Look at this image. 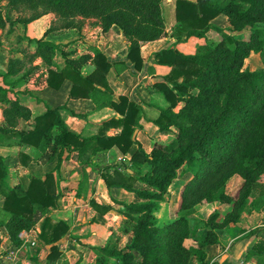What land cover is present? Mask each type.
<instances>
[{"label": "trees", "instance_id": "obj_1", "mask_svg": "<svg viewBox=\"0 0 264 264\" xmlns=\"http://www.w3.org/2000/svg\"><path fill=\"white\" fill-rule=\"evenodd\" d=\"M161 1L38 0L36 4L29 0L27 4L29 9H43V14H57L65 21L63 27L72 26L70 17L77 14L97 18L103 30L116 25L129 42L128 59L136 70H141L140 43L166 34ZM220 14L228 17L234 31L249 28V38L244 41L221 31L219 42L199 45L193 53L181 52L173 46L193 36L204 37L213 27L212 20ZM175 20L170 34L175 43L153 53V61L169 66L170 71L151 85L165 101L153 123L163 134L174 129L171 141L155 142L147 153L132 140L135 127L140 126L142 108L125 96H119L118 101L112 99L106 83L109 62L98 49H94L93 57L82 54L69 58L63 52L64 66L49 69L47 84L57 89L64 79L71 80V97L92 98L98 106L108 104L122 115L105 122L121 126V131L113 136L82 138L67 127L57 109L47 108L34 118L32 129L17 132L20 144L41 151L51 143L54 151L60 148L58 165L64 151L88 148L91 154H97L116 146L126 153L133 143L137 144L129 164L121 161L104 166L100 173L107 188H122L135 196L130 202L114 200L124 218L123 231L132 233V239L125 250L92 247L97 255L94 264H188L192 256L206 264V248L218 243L212 227L227 228L235 224L246 207L247 197L255 192L264 195V184L259 181L260 174L264 173V69H243L244 59L251 51L261 53L264 61V0H176ZM34 42L36 50L31 57H40L47 66L54 64L57 43L42 39ZM88 63L93 68L84 73ZM128 168L134 172H128ZM179 169L184 174H193L180 192L178 210L182 213L171 222L156 225L153 211ZM234 174L243 178L244 191L232 210L221 223H217V211L210 213L203 240L197 247L183 245V239L189 234L185 215L200 203L230 202L223 187ZM5 176L0 155V195L3 197L0 225L5 227L12 249L21 243L19 233L34 227L41 218L39 242H57L68 231V225L47 216L58 198L52 172L31 177L26 189L9 186ZM91 204L100 212L109 209L106 204L95 201ZM260 232L262 237L246 254L248 258L256 257V264H264V228ZM56 250L53 245L49 255Z\"/></svg>", "mask_w": 264, "mask_h": 264}, {"label": "crops", "instance_id": "obj_2", "mask_svg": "<svg viewBox=\"0 0 264 264\" xmlns=\"http://www.w3.org/2000/svg\"><path fill=\"white\" fill-rule=\"evenodd\" d=\"M175 1H161L166 35L140 45L143 58L141 70H136L128 59L129 42L116 25L103 30L97 18H90L86 22L81 20L76 33L77 28L72 27L57 31L52 27L54 14L46 13L29 21L26 26L17 23L10 27L8 19L5 18V10L0 13V155L6 173L5 182L11 187L20 186L26 189L31 177H43L47 172H52L58 198L55 206L49 208L47 216L53 221H65L68 225V231L51 244H42L38 240L42 218L34 227L25 231L34 244L23 243L20 238L21 243L14 249H21L33 263L93 264V251L87 245H105L108 243L107 239L113 237L112 232H118L123 227L124 218L114 200L129 202L135 199L132 192L122 188H107L100 173L104 166L121 161L129 164L138 147L136 143L126 153L116 146L97 154H91L88 148L64 151L59 165L60 148L54 151L52 143L43 151L19 143L20 136L17 132L32 129L34 118L44 113L47 108L57 109L67 127L82 138L113 136L121 131L119 125L105 124L111 118L122 116L113 107L108 104L98 106L92 98L70 96L71 80L64 79L57 89L50 87L47 84L49 69H62L63 52L70 58H78L82 54L93 57L94 49L100 50L109 62L106 83L108 90L112 92V99L118 101L119 96H125L142 108L140 126L135 127L136 133L134 137L132 134V140L149 153L155 142H166L170 139L169 134L160 132L153 123L159 113L158 108L165 101L160 93L152 90L151 85L170 71L169 66L153 61V53L175 43V39L170 36L176 23ZM1 4L3 6L6 2ZM11 20L15 18L12 17ZM37 39L59 43L56 54H59L60 59L56 55L53 58L54 64L47 66L40 57H31L36 50L34 41ZM197 42L200 39L193 36L173 46L181 52L193 53ZM28 50L30 53H27ZM23 54L30 55L29 61L23 58ZM92 68L93 65L88 63L83 72L87 73ZM142 167L145 170L146 167ZM127 171L134 172L130 168ZM177 177L174 180H179ZM183 179L185 177L182 178V183ZM136 185L140 186L139 183ZM92 201L109 205V209L100 212L92 206ZM2 204L3 197L0 195V206ZM259 209L261 211L258 212L263 215L262 208ZM255 215L256 211L252 210L247 219L241 216L238 222L225 228L219 243L206 248V261L216 257V264H256V257H246L248 249L262 237L261 228L249 232L248 225L255 221ZM259 226L264 227V223L260 222ZM4 234L7 235L6 229L0 225V238ZM71 236L76 237L75 245L70 243ZM118 236V242L123 243L122 238L126 236L122 233ZM113 242L117 243L116 237ZM53 245L57 250L49 255ZM219 245H223L220 246L221 250Z\"/></svg>", "mask_w": 264, "mask_h": 264}, {"label": "rangeland", "instance_id": "obj_3", "mask_svg": "<svg viewBox=\"0 0 264 264\" xmlns=\"http://www.w3.org/2000/svg\"><path fill=\"white\" fill-rule=\"evenodd\" d=\"M31 1H35L36 4L38 2V0H31ZM2 2H6V4H4L2 6V4H1ZM28 2H29V0H0V9H1L0 13L3 10H5V12H4L5 18L8 19V21L10 23V27H12L13 25H15L17 23H20L22 26H24V25L26 26V24L29 21L38 18L40 15H43V12H42L43 9H38V10H37V8L29 9L28 4H27ZM2 7H4L5 9H2ZM50 13H52V12H50ZM53 14H54L55 18H54V22L52 24V27L57 31L61 28H64L62 25L65 21L58 18L57 14H55V13H53ZM12 17H14L15 20H11ZM70 18H71L72 23H73L72 26H70V27L77 28L75 30V33L78 31V27L81 25V20L82 21L84 20V22H86L88 19L90 20V17L85 18V17H82L81 15H78V14L73 16V17H70ZM92 18H94V17H92ZM75 22H77V23H75ZM75 24L77 26H75ZM212 24H213V27L209 28L205 32L204 37H200V38L198 37L200 39V42H197L198 44L195 45V49L197 46H199V45L201 46V45L207 44L209 42H212V43L219 42V40L221 39V35H220L221 31L232 34L235 36V38H238V39H241L244 41H246L249 38V34H250L249 28H246L242 31L232 30V25L230 23V20L228 19L227 16H225L223 14L220 16V18L215 19L212 22ZM70 27H66V28H70ZM10 30H12V29L10 28ZM161 37H163V36H161ZM54 43H56V42H54ZM142 44L143 43H140V45H142ZM57 45L59 47V43ZM65 46H67V44ZM58 50H59V48H58ZM27 53H30V51L28 50ZM56 55L58 56L57 59H60L58 53L54 54V58L56 57ZM22 56H23V58H26L29 61L30 55L26 54V56H25L23 54ZM243 69H249L252 71L264 69V61H263V57H262L261 53L251 51L249 56L244 59ZM194 92H195V90H194ZM173 131H174V129H172V132L168 133L170 136V139L168 138L166 142H169L174 138ZM180 171L181 170L179 169L178 170L179 176L177 177L179 180H173L171 182L170 186L168 187L169 190H167V192L165 193L163 200L157 204L156 209L153 211L154 221H155L156 225L162 226L165 223L171 222L174 219H176L177 217H179L182 213L181 211L178 210L179 204H180V192H181L183 185L189 179H191L193 174L192 173H186V172L184 174L183 172H180ZM183 177H185V179H183L184 182L182 183L181 181H182ZM259 181H261L264 184V173L260 174ZM243 183H244V180L241 177V175H239V174L232 175L225 182L224 187H223V191L225 192V194L231 198L230 202L223 203L219 200H216V201L208 202V203H200V204H197L195 206L194 210L191 213L185 215L186 219H187L189 234L186 238L183 239V245H185L187 247H197L198 242L203 240V238L206 236V233H207L206 231L208 230L207 219H208L210 213L217 211L219 213V216L217 218V223L222 222V220L225 217V214L232 210V207H233L235 201L239 198L241 193H243V191H244ZM259 208H262V213H264V196H262V195L260 196V195H258V192H255L253 194V196L247 197L246 207L244 208V210L241 214V216H243L244 218L247 219L248 215L250 214V212L252 210L256 211L255 221H253V223H249V225H248L249 226V232L250 231H256L258 228H261V230L264 228L263 226L258 227L260 222L264 223V220H263L264 214L261 215L258 212V210L261 211ZM257 213H259V214H257ZM253 217L252 218L250 217V218L253 219ZM256 225H257V227H256ZM253 226H255V227H253ZM225 230L226 229L224 227H212V231L214 233H216V235H217L218 243H219V239L225 233ZM117 231L118 232H112L113 237H111L110 240L107 239L108 243H106L105 245H87L93 251V256H92L94 259L93 264L96 261L97 255L95 254L94 249L92 247H109V248L110 247L111 248L117 247L120 250H125V245H127L128 242H130L132 239V233H130V232L124 233L122 227ZM120 233H122L124 236H126V238H122V240L124 241L123 243L118 242V240L120 238L118 235ZM114 237L117 238V243H115V244L113 242ZM75 241H76V237L71 236L70 243L75 245ZM220 246H223V245H219V250L222 249ZM11 248L12 247H11V244L9 242V237L5 234L2 235V237L0 238V251L2 253L7 252ZM206 258H207V255H206ZM206 258H205V261H206ZM205 261H204V263H206V264H210V263L216 264V262H217L216 257H212L209 260L207 259L206 262ZM194 262L196 264H201L200 262H198L196 260L195 256L190 257L188 264L194 263Z\"/></svg>", "mask_w": 264, "mask_h": 264}, {"label": "built area", "instance_id": "obj_4", "mask_svg": "<svg viewBox=\"0 0 264 264\" xmlns=\"http://www.w3.org/2000/svg\"><path fill=\"white\" fill-rule=\"evenodd\" d=\"M25 231L27 230L21 231L18 237L23 239V243H26V244L29 243V245H33L34 241H31L27 237V234H25ZM0 264H35V263H33L30 260V258L26 257L23 254L21 249H14V250H9L3 253L0 251Z\"/></svg>", "mask_w": 264, "mask_h": 264}, {"label": "water", "instance_id": "obj_5", "mask_svg": "<svg viewBox=\"0 0 264 264\" xmlns=\"http://www.w3.org/2000/svg\"><path fill=\"white\" fill-rule=\"evenodd\" d=\"M135 133H136V130H135L134 133H133V137L135 136Z\"/></svg>", "mask_w": 264, "mask_h": 264}]
</instances>
